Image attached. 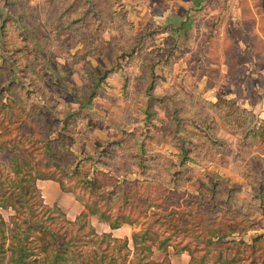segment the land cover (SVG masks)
<instances>
[{
  "label": "rangeland",
  "instance_id": "obj_1",
  "mask_svg": "<svg viewBox=\"0 0 264 264\" xmlns=\"http://www.w3.org/2000/svg\"><path fill=\"white\" fill-rule=\"evenodd\" d=\"M237 2L245 6L235 14L184 0H0V87L45 107L22 117L35 136L53 128L61 137L54 174L80 194L86 173L107 190L119 181L113 205L122 187L134 201L120 208L133 222L111 230L120 240L104 237L96 247L119 262L123 239L146 228L156 235L144 240L152 252L142 264H187L175 244L207 252L208 262L234 252L264 264V113L254 106L264 97V0H252L260 15L251 0ZM218 97L236 103L218 108ZM11 152L0 151L1 175ZM35 161L45 162L37 151ZM38 183L48 200L61 193ZM59 205L36 209L71 241L72 212ZM93 219L99 234L105 227ZM210 221L235 230L216 245L196 239ZM88 235L76 246L88 248ZM160 239L169 244L159 248ZM133 253L124 264H134Z\"/></svg>",
  "mask_w": 264,
  "mask_h": 264
},
{
  "label": "trees",
  "instance_id": "obj_2",
  "mask_svg": "<svg viewBox=\"0 0 264 264\" xmlns=\"http://www.w3.org/2000/svg\"><path fill=\"white\" fill-rule=\"evenodd\" d=\"M0 98V151L12 150L7 159L8 170L4 171L3 175L0 174V207H11L14 211L9 216L8 222L0 214V264H69L73 262L79 264H124L131 246L135 254L133 253L134 259L129 260V262L142 264V256H148L152 252L150 244H145L144 240L152 238L156 232L146 231V228L139 231L133 230L131 232V244H129V238L125 237L120 247L119 244L115 246V249L119 247V250H122L121 262H119L113 255H107L96 247L101 238L105 237L113 242L120 239L113 237L110 232L97 234L90 222V215L94 214L111 228L119 227L124 223L131 224L133 219L120 210L121 205L130 206V203H134L133 199L129 197V191L122 187L121 190L123 191L121 192H124V195H122L121 203L115 202L113 205L114 198H117L119 187H121L119 181L118 183H111L112 189L107 190L105 182L100 181L94 175L90 178L89 173H86L81 178L82 181L79 185L84 194L76 193L64 186L52 170L57 154L55 144L61 141V137L59 135L52 137L53 128L47 130L45 135L35 136L22 117L37 118L45 107L43 105L28 106L19 94L15 91H9L8 86L6 88L0 87ZM235 103L233 99L218 97L214 105L219 108L221 104L234 105ZM250 114L251 117L254 116L253 113L250 112ZM4 117L7 119L4 120ZM262 122L264 123V121ZM40 125L43 126V123ZM15 129L17 131L13 133ZM263 130L262 133L264 134ZM20 137L26 139L30 146L17 147L16 144L20 142ZM35 151L42 156L44 163L39 161H35V164L30 163V157ZM37 178L56 180L62 190L70 192L83 204V210L74 220H66L68 227L76 225L71 241L66 237V232L59 231L52 220L47 221L45 217L38 214L37 205L41 206L43 211L59 210L60 207L56 204L47 205L43 202L41 191L35 184ZM115 207L118 209H113ZM62 214L65 216L64 212ZM234 230L228 225L226 232L222 233L220 232L221 229L216 227L213 221H210L203 226L202 231L199 230L195 237L197 239L201 235V238H204L209 244L216 245L222 237L229 235ZM87 233L89 234L88 238L82 244L89 247L82 249L81 245L76 246V239L79 237L80 242L81 237L83 238ZM93 236L97 237L93 238ZM6 241L7 246H5ZM164 241L165 239H160L159 244L162 246L159 248L169 244H165ZM253 244L245 245L252 250L255 249ZM178 246L175 244V251H186L190 255L188 264H215L218 262L221 264H257L253 259L246 262L244 259L235 257L234 252L231 253L232 255L223 257L212 256L213 260L208 262L209 256L205 257L207 252L195 255L193 248L184 244ZM142 249H145L144 254L140 253Z\"/></svg>",
  "mask_w": 264,
  "mask_h": 264
},
{
  "label": "crops",
  "instance_id": "obj_3",
  "mask_svg": "<svg viewBox=\"0 0 264 264\" xmlns=\"http://www.w3.org/2000/svg\"><path fill=\"white\" fill-rule=\"evenodd\" d=\"M238 0H227L226 4L225 3H219V5H216V6H213V0H184V2H186L185 4L187 5L186 8H198V9H201V11H209V12H214L216 10H221V9H224V8H227L229 10H232L235 12V14L237 12H240L241 9L243 10L244 9V4H240L237 2ZM251 8L255 11V8L258 7L257 9V13L260 15L261 14V10L259 8V5H256V3H253L252 0H251V3H249ZM191 6V7H189ZM257 14V15H258ZM239 22H243L244 21V18H237ZM258 27V25H257ZM259 32V31H258ZM260 33V32H259ZM262 35V34H261ZM263 98V100L261 101H258L254 104V106L256 107V109L259 111V115L262 117L264 113V97H261ZM259 116V117H260ZM43 181L44 184H54L56 183L61 191V193H57L56 196L51 199V200H48L47 196H45L43 194V189H42V186L39 185L38 181ZM35 184L36 186L40 189L41 191V195H42V199H43V202L47 205H58L60 206L59 204H61V202L65 203L66 204V207L63 208V211L67 214L68 211H71L72 212V216L69 217L70 219L69 220H74L75 217L83 210V204L81 202H79L71 193H69L68 191H64L61 189V186L59 184V182H57L56 180H53V179H49V178H37L35 180ZM58 192V191H57ZM0 209H6L8 210V214H7V217H5L1 211H0V214L2 215V217L5 219V221L8 222V218L11 214L14 213L13 209L11 207H0ZM93 218H96L98 222L102 223V225L105 227L103 231H101L100 233L102 232H110L111 233V230L113 229H117L119 227H116V228H111L106 222L100 220L96 215L92 214L90 215V222L91 224L93 225L94 229L96 232L97 229H96V225H95V222H94V219ZM99 233V234H100ZM112 234V233H111ZM113 235V234H112ZM114 236V235H113ZM118 238V237H117ZM129 238V244H131V236L128 237ZM190 260V259H189ZM189 262V261H188ZM187 262V264H188Z\"/></svg>",
  "mask_w": 264,
  "mask_h": 264
}]
</instances>
